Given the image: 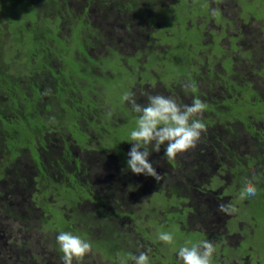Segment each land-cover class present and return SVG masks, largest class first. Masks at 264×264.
I'll list each match as a JSON object with an SVG mask.
<instances>
[{
  "label": "trees",
  "instance_id": "trees-1",
  "mask_svg": "<svg viewBox=\"0 0 264 264\" xmlns=\"http://www.w3.org/2000/svg\"><path fill=\"white\" fill-rule=\"evenodd\" d=\"M93 1L88 0V3L85 4L83 0L70 8V6H66L64 0H0V16L2 18L0 21V179L5 178V186L9 190L7 192L6 188L3 189L0 186V221L4 219L5 211L13 214L11 205L14 206L16 203H12L10 198L21 201L24 192L31 190L33 191L32 200L36 201V207L43 211L42 216L38 218L39 221L41 220L43 225L53 229L51 242H54L57 233L61 231H75L76 235H81L80 237L86 240L94 227L93 224L104 222L103 218L98 216L95 220L92 216L99 212L98 203L92 206H95L97 211L92 212L88 208L90 201L93 198H98L96 193L90 189L89 183L80 181L81 175L79 176L77 169L74 174L76 180L72 179L71 171L66 170V168H73L69 162L73 151H83L84 154L89 155L101 152L102 156L110 154L111 151L116 159H119V156L114 152L115 149L123 151L126 157L125 148L131 144L128 141H120L119 146L117 145L115 148L112 138L117 136L105 129L106 126L111 129L112 126H120L125 123H119L116 120L117 115L123 111L132 110L127 104L128 101H124L122 97L125 93L134 94L132 91L134 84L128 80L127 74L124 76L114 75V72L104 65L105 60H114L116 67L113 70H115L117 67L120 68L121 64L124 66V60H119L117 56L113 58V55L95 59L87 50H82L83 47L78 41L76 32L82 33L85 38L94 37L91 31L96 28V21L93 26H90L91 19L89 21L88 13L92 15L95 13L94 9H98L102 12L99 17L104 16V21L109 22L112 21L113 14H115L116 1L108 9L107 2L97 3L95 1L98 4L96 5L92 4ZM43 2L47 10L42 8ZM138 2L140 0L126 3L128 6L135 4V7L132 6L133 10L128 13L130 17H134L135 14L137 16L146 8L152 9L150 6L137 4ZM49 5H52L55 11L48 10ZM155 9H158L156 4ZM122 11V8H118L116 14H120ZM67 15L71 16L70 22L67 25L61 24V21L67 20ZM160 16L161 21L165 23L163 27H168L170 32H174L171 34L169 31H164L160 37L170 39L172 35L187 30L186 25L182 24L183 20L171 19L167 12H161ZM152 17L150 16L151 19ZM126 21H131V19H126ZM63 26L67 29L72 28L76 36L64 34L61 30ZM154 28L156 33L161 29L157 26ZM109 30H119L118 40L128 44L130 40L136 43L137 39L142 42L146 38L128 37L125 39L122 26L109 28ZM139 33L141 35V32ZM187 36L186 34L183 39L179 40L182 45H184ZM93 44L95 46L98 42H93ZM90 45H92L91 42ZM109 47L111 45L106 48ZM153 54L156 53L153 52ZM178 54L177 50L170 54V63L176 65V69L179 71L185 72L186 57L184 62L183 58L181 60L178 58ZM130 73L133 74L131 71ZM148 75L145 80L146 85L157 80L153 74ZM116 81L122 82L125 88L121 91L124 93L120 92V98L113 104L109 88H111L110 91L113 90ZM141 82L143 83V78ZM138 83L139 81L136 82L137 85H139ZM174 83H177V87L180 89L182 88V83L178 84V80ZM217 83L221 86L224 85L221 81ZM216 90H218L216 86H212L210 89L212 94ZM138 91L137 86V97ZM141 91L147 94V97L153 95L149 94L150 90L145 92L142 89ZM177 96L180 98V95ZM199 99L206 105L204 110L206 115L195 118L202 120L205 128L210 130L214 126H228L229 123H236L237 118L249 120L248 115L253 113V111L245 109L243 99H238L237 96L227 101L226 104L223 102L221 106L220 103L215 104L217 100L206 92L201 93ZM145 102L148 103V99ZM213 103L214 106H212ZM227 103L231 104L227 106ZM243 111H249V113L243 115L241 114ZM109 112H111V116L108 115ZM92 117L100 121L98 131H96L102 133L99 137H91V134L83 129L87 123L91 125L89 121ZM136 118L138 119V117ZM258 118L264 120L262 116H258ZM250 119L257 118L253 115ZM130 122L125 124H130ZM246 124L249 123L246 121ZM227 139L225 138L223 141L226 142ZM249 146L251 149L256 148L258 153L242 155L241 151L244 145H235L231 153H226V155L230 157L234 166L249 165L251 168L246 167L247 171L252 169L251 172L255 173L257 170L251 164L254 162L264 164V138L256 135L253 143ZM165 150L166 148H161L155 155V152L149 147V151H152L149 160H154L157 157V160L162 158L168 161L169 159L164 156ZM188 151H191V148ZM205 151V149L198 148L197 153L205 156ZM209 151L212 152V149ZM176 156H180V154ZM2 158H7V160L4 161ZM203 161L200 160L198 164ZM86 164L85 161L84 165ZM157 167L159 168V166ZM129 171L131 172V170ZM253 177L254 175L251 174V179ZM145 178L143 177V179ZM143 184L144 182L141 186ZM49 192H54L51 198H55V201L48 197ZM30 202H32L31 199ZM26 205L25 211L14 208L20 213H25L24 217L31 223L34 218L38 217V214L36 215L33 211L30 203ZM47 208L52 211V218L45 219L43 217L47 214L45 212ZM53 210L57 211L55 214L60 219L54 215ZM201 210L204 211L203 208H200ZM66 213L71 214V219L74 216L73 221L79 219V226L74 228L72 220L66 217ZM75 213H79L78 218ZM57 218L60 226L57 225ZM109 231L110 229L107 231L108 234ZM108 234L104 238L115 239ZM19 245L22 246L20 243ZM10 247L0 246V255L5 256L4 258L0 257V264L15 263V261L11 262V257L16 253V250ZM18 254L20 259L26 255L21 249L18 250Z\"/></svg>",
  "mask_w": 264,
  "mask_h": 264
},
{
  "label": "flooded vegetation",
  "instance_id": "flooded-vegetation-1",
  "mask_svg": "<svg viewBox=\"0 0 264 264\" xmlns=\"http://www.w3.org/2000/svg\"><path fill=\"white\" fill-rule=\"evenodd\" d=\"M80 1L83 0H64V3L66 4V6H70V8H73ZM84 1L85 4L88 3V0ZM95 1L97 3H101L100 1L107 2V7H112L113 3L115 2V0H94L92 4L98 5L97 3H95ZM160 1L161 0H140V2H138L137 4L141 3L143 6H150L152 9L146 8L145 10L148 14L150 12V15L153 17L155 16V14L167 12L170 18L174 19V15H172V13L168 11L169 9L161 8ZM235 1H237V3L241 5V0ZM251 1L253 2V0ZM220 2L221 0H202L201 3L197 5V2H195L194 0H178L176 8L184 10L186 14H188L184 22V24L186 25V29H192L191 31H189V33H187L188 36L186 37V41L183 43L185 44L186 42H189V49L187 50V55L178 54V58L180 60L183 58L185 62V57L187 60V62L184 64V73H186V75L182 78H179L178 84L181 82L183 85L190 81L191 83L195 84V88L185 90L182 87L178 91V89L176 88L177 83H173L171 85L170 94L176 96V99L180 103H182V101H188L191 104L193 99L200 98V94L204 93V91L201 90L200 85L208 84V86L210 87L216 86L218 90L214 91L213 94L210 90L205 92L213 96L216 100L217 93H219V97H221L219 101L217 100V102H215V104L220 103L221 106L223 102H225L226 104L227 101L232 100L234 96H237L238 99H243L244 105H256L259 101L262 100L260 97H258V92L264 94L263 90V92L257 91L256 88L253 86L254 82L257 83L259 78L263 77L262 71L264 70V32L261 29V25L264 24V21L256 18L254 15H257V13L252 11L247 13V15H245L246 12H239L234 19L223 14L222 11L219 9V12L217 11L213 14L211 6L213 5L216 11L218 8L217 4ZM155 4L158 5L162 11L158 12L155 9ZM42 8L44 10H47L44 5V2L42 3ZM257 9L260 8L258 7ZM48 10H51L52 12L55 11L52 5H49ZM195 10H197L198 16L193 18ZM94 11L95 13H93L92 15L91 13H88L89 21L91 19L89 25L93 26L94 19H96V23H98L100 26L101 23H103L104 21V16L99 17L102 12H100L98 9H94ZM240 14L241 16L239 17ZM116 15L119 14H113L112 21H107V28L124 26L123 22L126 21V19L122 18L120 20H117ZM67 16V20L61 21V24L67 25L70 22L69 20L71 19V16ZM210 16L213 17L209 20ZM136 17L138 16H134L133 18L136 19ZM139 17L141 20V16ZM157 17L159 21L157 27L162 28L163 26H165V24L161 21L160 15H158ZM241 17H243V19ZM196 18L201 19L197 21V24L194 23ZM140 20H138V22L141 26ZM253 26L256 27L253 28ZM151 27H154V25L151 24ZM61 28V30L65 29L64 26ZM196 28L198 30L195 34ZM76 33L78 34L79 44L83 47L82 50H87L92 57H95V59L107 56L104 55V53L102 54L101 51L96 52V48L93 44V37H91V40L88 37L85 38L80 32ZM76 33L72 28H68L67 35L76 36ZM150 36L151 33L149 35V39ZM138 37L143 38L145 37V35H140L139 33ZM190 38L192 40H190ZM90 42L92 45H90ZM193 42L199 43L200 45H202V48L194 50L192 48V45H190V43ZM215 43L218 44L221 49L218 50L215 54H213V48L211 47V45ZM167 45L169 46V44H166L165 50L169 48ZM154 47H156V45H154ZM164 51H162V53H164ZM153 52H155L159 58H162V53L160 54L156 50ZM153 52H151V54H153ZM246 54L247 57L245 56ZM256 54L259 55L256 56ZM116 56L119 60L124 59L123 57L119 56V52L116 53ZM238 57H240L241 59H239ZM243 62H245L247 68L249 69V71H244V73L250 74V77L248 81L241 84L237 82V74H239L237 71V67L238 65H240V63ZM253 62L259 64L257 69H254ZM245 64H243V66H245ZM147 71L149 74H155L154 70L148 69ZM137 74L139 79H142V75H140L139 73ZM133 75L135 74L133 73ZM137 78L135 79V82H137ZM225 78L226 81H224ZM220 81L224 85L221 86L217 83ZM151 83L156 84L159 82L156 80L154 81V83ZM138 84H142L141 80H139ZM141 90L137 93L139 103L141 101L147 100V94L143 93ZM132 91L134 90L132 89ZM176 92L179 94H175ZM177 95H180V98ZM230 104L231 103H227V106ZM212 106H214V103L212 104ZM205 112L206 111H203L202 115H204ZM253 115L257 118L254 121L256 123L259 121L261 127H252V125L246 124V119L242 120L240 118H237L236 123H229L228 126H222L225 129L223 133H221L219 126H214L212 130L207 128L206 131L202 132L201 138L196 143V149H191V151L187 150L178 153L177 155L180 154V156H176V160L183 161H178L180 164L187 166L185 168H188L189 166L193 169L190 170V173L188 175L179 176V172L173 171L169 174L168 177L164 173L162 176L167 181H162V183H164L166 188L156 189L154 188L156 184L155 178L151 176H145L144 174H139V176H137L136 174H133L129 171L130 169L127 168L126 161L128 158L127 153L129 152L132 146L131 144H128L129 146H126V148L124 147L126 157L123 161L121 159H117V161H114L116 159V156L111 151L110 154L106 156H102L101 152H95L91 155L87 154V160L89 162L93 161L91 164H87L97 170L89 176H86V174L85 176L83 175V166L85 160L84 155L86 154H84L83 151L79 152L77 150H74L73 155L69 158V162L73 166V171L70 173V175L71 177L73 176L72 179L76 180V175L74 174L78 170L79 176L81 175L83 181L89 183L92 192L96 193L98 198H93L90 201L89 207L87 206L91 211L92 206L95 203H98L99 212L101 213H103L102 210L108 205V203H115L111 205L115 208L112 209L111 213H107V215H104L105 217H102V221H104L105 226L107 228H111L112 226L115 227V223L117 221L131 223L132 228L126 234L131 236L134 240L138 238V240L136 241L137 245L146 243L149 244L151 242V231L154 229V226H150L152 230H145L146 232L142 231V229L139 227V224L137 223L133 201L137 199L139 202L141 200L140 194L142 195L143 192H150L151 196H153L154 193L159 192L163 195L168 196L167 198H173L172 196L175 197L173 198V202L171 204L168 203V205L166 206V209H168V212L166 213L168 217V222H160L161 225H167L171 222V216H175L172 221H174V223L178 225L181 223L182 227L181 225L179 226L185 231H192L187 228L185 222L190 223L191 221H194L199 222L201 224L205 223L207 224L208 229L213 228L214 231L218 232H215V235L213 236L214 239H218L216 244L215 242H213L215 246V252L213 254L212 260L215 263L217 262L218 264H264V252L261 251V248L257 244L256 246L254 245V235L257 233L258 223L252 224L251 221H255L256 216L250 213H244L250 207L259 206V204L264 203V164L262 165L256 162H254L255 164H251V166H253V168L257 170L254 173L251 172L252 169L250 171H247L246 167L249 169L251 168L249 165H246L245 167L241 165L234 166L230 160V157L226 155V153H231L232 148L235 145H244L241 151L242 155L250 154V152L247 153V149L250 147L249 145L253 143V139L255 138V136L257 135V137L264 138V120L258 118V116L254 113H250L248 115V119L253 117ZM89 123L91 125H88V123L87 125H84V131L89 134L90 132H94L95 134L97 133L96 137H98V135L101 136L100 133L96 132L98 131L97 128L100 125V121L97 118L95 119L94 117H92L90 118ZM225 138H228L226 142L223 141ZM149 147H151V145H149ZM161 148H166V142L165 145L161 146ZM198 148L205 149L206 155L198 159L188 156L189 153L197 152ZM208 148L212 149V152H210ZM154 152L155 155L159 153L156 151ZM206 159H208V161L205 162ZM158 160L157 157H155L154 160H149V162L153 164V167L156 168L157 173L160 172L162 174L164 166L166 169H176V164L175 162H172V159L165 161L164 159L160 158ZM200 160L204 161L201 164H198ZM109 163L114 165L116 164L118 166L117 168L119 169V177L117 178L115 176V173H110L109 176L111 182L107 181L102 173L103 170H106V164ZM157 166H159V168ZM89 170L90 169L88 168V171ZM192 171H196L198 174L195 172L197 174L195 176ZM258 173L259 175L257 176ZM251 174H253L255 177L253 183L257 188V193L255 196H250L246 198L244 202H242V200L239 199V194L242 188L244 187V178L247 177L248 179H251ZM203 175H206V177L208 176L206 183L199 182L200 178H205L202 177ZM143 177L146 178L143 179ZM116 180H119L120 184L115 185L114 182ZM142 182H144V184L141 186ZM169 183L172 184V187L169 185ZM228 183H231V185H228ZM164 189L165 191H163ZM94 193L91 194L94 195ZM24 195L25 194H23L22 196L24 197ZM191 198L201 199L198 200V202H202V206L204 209L203 212H201L200 209H197V206L193 205L190 202ZM30 199L32 201V198ZM181 200H186V202H184L182 205L176 203V201ZM236 201L238 202V204L235 206L234 204L236 203ZM149 202L154 205L151 199H149ZM219 203L232 204L237 208V211L232 214H224L218 211L217 206ZM125 204H132L133 210H123L122 207ZM30 206L33 207L31 202ZM24 207L26 208L27 205H25ZM152 209L154 212L156 209V205H154ZM33 210L36 209L33 207ZM172 212H179L180 217H177L176 215H170ZM92 216L94 217L93 214ZM38 218L39 215L37 219ZM178 220H180V222H177ZM96 224L99 227L101 223L97 222ZM137 230H140L141 232ZM197 232L199 233L201 238L195 243L201 241L203 236L206 238L205 233H203L202 231ZM213 233L214 232H212L211 234L213 235ZM116 243L120 253L123 252V255L120 257L122 259L119 258L120 263L134 264V262L129 258V254L136 255L137 252L133 250V248L135 247L134 245L132 246L131 239L129 238V241L127 243H124L120 238L117 239ZM163 247H165V250L167 251L166 246L164 245L162 246V248ZM146 248L150 249L148 246H146ZM114 254L117 255V253ZM159 255L161 257H167V254L149 251V264H156V262L158 261L157 259H159ZM169 261L171 263H174L173 257L169 258L166 261H162V263L160 264H167ZM226 261L228 262L226 263ZM174 264H182V261L177 260Z\"/></svg>",
  "mask_w": 264,
  "mask_h": 264
},
{
  "label": "rangeland",
  "instance_id": "rangeland-1",
  "mask_svg": "<svg viewBox=\"0 0 264 264\" xmlns=\"http://www.w3.org/2000/svg\"><path fill=\"white\" fill-rule=\"evenodd\" d=\"M116 4L114 5V12H117L118 8H122L123 11L119 14L116 15L117 20L120 19H132V21H124V26H123V35L124 38H128V37H138L139 36V32H141L142 35H145L146 39L142 42H139L138 39L136 40V43L133 42V40H130L129 44L126 42H120L118 40L119 37V30L116 31H110L109 28H107V21H103V23H101V25L99 26L98 23L95 24L94 30H92V36L94 42H98L97 45H95L96 48V52L101 51V53L104 55H113V58H116V53L119 52V56L123 57L124 59V66L121 64L120 68L117 67L115 70H113L116 67V61L114 60H105V66L109 67L112 71L114 72V75H120V76H124L125 74L128 75V80H131V82L134 84L133 85V90H134V98L136 99L137 103H138V97L136 96V90H137V86L139 91L142 89L146 92L148 90H150L151 92L149 94H153V95H163L165 97H172L176 100V102L180 105H190V103L188 101H182V104L178 102V100L176 99V96H174L173 94H170L171 91V85L174 82H177V80H179L178 77H184L186 74H184V71H179L178 69H176V65L171 64L170 60H169V56L172 52L174 51H178V53L180 55L184 54L187 55V50L189 49L188 44L189 42H186L184 45H182L179 40L183 39L185 37V35L191 31L192 29L187 28V30L181 31L179 33H176V35H172L170 37V39H166L165 37H160V35L162 34V32L164 31H169L170 32V28L168 27H163L161 28L157 33L154 27H151V24H153L154 26H157L158 24V20H156L159 14H155L154 17H152V19H150V12L149 14L147 13V11H141L140 13H138V17L133 18L130 17L128 15L129 12H131V10H133V7H135V4L132 6H128L126 5V3L129 1L131 2V0H123L118 2L117 0H115ZM195 2H197V5L199 3H201L202 0H194ZM211 1H215V0H211ZM178 3V0H161L160 1V6L161 8H167L169 9L168 11L172 13L173 18L175 20H183L182 24H184V21L186 20V12L184 10H180L176 8V4ZM241 5H239L237 3V1L235 0H221L220 3H218V8L215 11L214 6H211V10L213 12V14L215 12H219V10L222 11L223 14L227 15L228 17H231L232 19H234L238 13L242 12H246L245 15H247V13L249 12H256L257 15H254L256 18L263 20L264 21V0H253V2L251 0H241L240 1ZM258 4V5H257ZM158 6V5H157ZM260 9H257V8ZM110 8L107 7V9ZM161 8L158 6L157 11H162ZM219 9V10H218ZM125 10V11H124ZM206 10V9H205ZM155 13V12H154ZM219 15V14H218ZM136 16V14L134 15ZM141 16V20L140 17ZM196 16H198V12L197 10L194 11V15L193 18H195ZM241 16V14L239 15V17ZM213 16L209 17L212 18ZM182 18V19H181ZM185 18V19H184ZM243 19V17H241ZM140 20L141 22V26L138 22V20ZM2 20L1 16H0V21ZM201 19L196 18L195 22L197 24V21H199ZM94 21H96V19H94ZM132 22V24H131ZM165 24V23H164ZM130 25H132V27H130ZM256 26H253V28H255ZM261 29L264 32V24L261 25ZM197 28L195 29V34L197 33ZM62 32L64 34H68V29L65 28L64 30H62ZM151 33L150 39H149V35ZM171 34H174V32H170ZM194 34V35H195ZM148 36V38H147ZM160 37V38H159ZM148 40V41H147ZM190 40H192L190 38ZM161 42V43H160ZM169 44V48H167L165 50V46L166 44ZM111 47L106 48L108 46ZM154 45H156V47H154ZM190 45H192V48L194 50L198 49V48H202V45H200L197 42H193L190 43ZM211 47L213 48V54H215L218 50L221 49V47L218 44H213L211 45ZM112 48V50H111ZM260 49V48H258ZM158 51V53H162V51H164V53L161 54L162 58H159L156 54H151V52L153 51ZM255 54V53H254ZM259 54H256V56ZM261 55V53H260ZM247 57V54L245 55ZM166 57V58H163ZM239 59H241L240 57H238ZM143 64H142V62ZM254 63V69L258 68L257 63ZM239 64V62H238ZM243 64H245V62L240 63V65H238L237 67V71L239 74H237V82L239 83H245L246 81H248L250 74L248 73H244V71H249V69L247 68V65L245 64V66H243ZM181 68H183L182 66H180ZM244 68V69H243ZM148 69L150 70H154L155 74H153L154 77L157 78V81L159 83L156 84H152V85H146V78L147 76H149L148 74ZM133 72L135 75L130 73ZM264 71V70H263ZM262 71V75L263 77H260L257 83H253V86L256 88L257 91H264V72ZM261 72V71H260ZM137 73H139L140 75H142L143 78V83L140 85H137L135 82V79L138 77ZM119 76V77H120ZM142 80L139 79V77L137 78V81ZM162 80V81H161ZM149 81V80H148ZM117 83L115 84L113 90L110 91L111 88H109V92L111 94V98H112V103L115 104V102L117 101V99H119V93L121 91L124 90L125 86L122 85V82L120 81H116ZM126 85V84H125ZM175 85V84H174ZM176 88L180 89L179 87ZM200 88L202 91H208L211 89L210 86H208V84H201ZM262 91V92H263ZM124 92H121V94ZM79 95V94H78ZM115 95V96H114ZM147 97V96H146ZM258 97H260L262 100L259 101L256 105L252 106L250 104L245 105V109L248 110H252L254 114L258 115V116H262L264 118V94L258 92ZM216 98L219 101V99L221 97H219V93L216 94ZM147 101V100H145ZM145 101H141L139 104H143V105H147V102ZM131 108V104L128 102L127 103ZM243 109V110H245ZM247 113H249V111H243L241 112V114L246 115ZM136 114L133 110H128V111H123V113H120L117 115L116 120L119 121V123L121 122H130V124H125L123 123L120 126H112L111 129H108L109 126H106L105 129L106 131L111 132L112 135L117 136L116 138H112L113 141L115 142V148L117 147L118 143L120 141H128L130 140V132L136 128V122L134 121V119L136 117H138L139 115H133ZM204 115H206V112L204 113ZM127 119V120H124ZM124 120V121H123ZM116 121V122H117ZM137 121V118H136ZM250 125H252V127H261L260 122L258 121L257 123L252 120H246ZM245 121V122H246ZM258 125V126H257ZM221 133H223V131H225V129L222 126H219ZM207 129V128H206ZM66 134V133H65ZM91 137H96L97 133L95 134L94 132H90ZM102 134V133H101ZM67 135V134H66ZM99 137V135H98ZM201 138V137H200ZM112 146L114 147V144H112ZM119 146V145H118ZM128 148V147H127ZM191 149H196V146L194 148ZM207 149V148H206ZM209 149V148H208ZM115 154H117L119 156V159H121L122 161L125 160V155L123 153V151H119L117 149H115ZM253 153V154H257L258 151L256 148H248L247 149V153ZM205 154V153H204ZM81 155V154H79ZM189 157H193L195 159L201 158L203 157L202 155H199L197 152L194 153H189L188 154ZM88 155H84V162L87 160ZM91 158V157H89ZM4 161L7 160V158H2ZM117 159H115L114 161H116ZM175 164H176V169H166L165 166L163 167V172L158 173L161 176L165 173L168 177L169 174L173 171H177L179 172L178 175H188L190 173V170L193 168H190L188 166V168L186 165L180 164L178 161L180 160H176V157L174 159ZM93 161L89 162L88 160L86 161V163L91 164ZM110 162V160H109ZM183 162V161H180ZM113 163V162H112ZM117 163V162H116ZM27 164L29 165V161L27 162ZM84 165L83 169H84V176L86 174V176L92 175V173L96 172L97 170L95 168H92L90 165ZM26 165V164H25ZM65 165L67 166V164L65 163ZM65 166V168H66ZM193 166V165H192ZM106 170H103V175L104 178L111 182L110 179V173H115L116 178L119 177V169L117 168L118 166L115 164H106ZM168 167V166H167ZM195 167V166H194ZM88 168L90 169L88 171ZM66 170H70L71 172L73 171L72 168H66ZM196 171H192V173H195ZM1 174V172H0ZM198 174V173H197ZM139 176V175H138ZM163 177V176H162ZM202 177L205 178H200L199 182H203L206 183V180L208 178V176L206 177V175H203ZM154 178V177H153ZM5 178L0 179V186L4 188H6V191L9 192V190L7 189V187L5 186V182H4ZM80 181H83V178H80ZM163 182H166L167 180L162 178L159 182L156 180V184L154 186V188L156 189H160V188H166V186L164 185ZM115 185L120 184L119 180H116ZM161 183V184H160ZM174 184V183H173ZM169 185L172 187V184L169 183ZM228 185H231V183H228ZM5 186V187H4ZM181 189V188H179ZM165 191V189L163 190ZM54 192H49L48 197L51 198ZM150 192H143V194H140V201L138 202V200L136 199L134 202V207H135V215H136V219H137V223L139 224V227L142 229V231L146 232L145 230H152V228L150 226H154V229L151 231V237L152 240L151 242L148 244H141V245H137L136 241L138 240V238H136V240H134L131 236L127 235L126 233L130 231V229L132 228V224L129 222H120L117 221L115 223V227H111V228H107L105 226V223L102 222L99 227L97 224H93V228L92 231L90 232V236L87 237V241H89L92 245V251L90 253H88L87 255H85V257L83 258L82 261L79 262V264H121L119 258L123 255V252L120 253V251L118 250L117 246H116V242L117 239H122V241L124 243H127L129 241V238L132 241V246L134 245L135 248H133V250H135L137 252L136 255L139 254L140 251H148L149 249L146 248V246H148L150 248V252H158L161 254H167V257H161L159 255V259H157L158 261L156 262V264H160L162 263V261H166L169 258L173 257V262L175 263L177 260H179L178 255H175L178 253V250L181 246H184L185 244H187L188 246H191V244H194L196 241L200 240L201 236L199 235V233L197 231H202L203 233H205L206 238L203 236V238L201 240H210L212 243L215 242V244L217 243L218 239H214V235L215 232L213 228L208 229L207 228V224H201L199 222H194L191 221L190 223H186L187 228H189L192 231H185L183 229L180 228L179 225H181V223L175 224L174 221H172L175 216H171L170 220L171 222L168 223L167 225H161V223H166L168 222V217L166 215V213L168 212V209H166L168 203H172L173 202V198H175L174 196H172L173 198H167L168 196L163 195L159 192L154 193L153 196H151ZM24 197H22L21 201L16 200L15 198H10V200L12 201V203H16L14 206L13 204L11 205V209L13 211V214L10 213L9 211H5V216L4 219L2 221H0V243H1V247H5L8 246L14 250H16V253L13 255V257H11V262L15 261L14 264H62L61 261V256L62 253L59 251V248L57 246L56 243V239L54 240V242H51L52 238V230L49 226H45L41 223V220L39 221V219L34 218L31 223L24 217L25 213H20L17 209L18 208L20 210H26V208L24 207L28 202L30 203V195L33 196V191L31 190H26L24 192ZM149 199H151V201L153 202L154 205H156V209L153 212V206L150 202ZM51 200L55 201V198H51ZM198 200H201L199 198H191L190 202L197 206V209L203 208L202 206V202H198ZM246 199L242 200V202H244ZM184 202H186V200H181V201H176L177 204L182 205ZM32 206L39 212L33 210L36 215H40L39 217L42 216V210L39 207H36V201L32 200ZM11 204V203H10ZM115 204L114 202H110L108 203V205L106 207L103 208V213L98 212L97 215H95V218H98V216L100 218L105 217L104 215H107V213H111L112 209L115 208L114 206H111ZM238 204V202L236 201V203L234 204L235 206ZM264 203L259 204V206H253L250 207L247 211H245L244 213H250L254 216H256L255 221H251L252 224L254 223H258V227H257V233L254 235V245L256 246V244L261 248V251L264 252V207H263ZM1 206V205H0ZM157 206H161V207H157ZM15 207V208H14ZM187 207V205H186ZM123 210H133V205L129 204V205H123ZM177 209V208H176ZM183 209V208H182ZM186 210V209H185ZM97 211V208L94 206L92 207V212ZM44 213L46 214L45 216H43L45 219H49L52 218V211L47 208L45 209ZM54 215H56L55 213L57 212L56 210H53ZM201 212H203V210H201ZM76 214V218H78L79 213H75ZM20 215V216H17ZM94 215V214H93ZM170 215H176L177 217H180L179 212H172ZM1 217V215H0ZM56 217H58L60 219V217L58 215H56ZM66 217L68 219H71V214L66 213ZM57 218V225L60 226V222ZM74 216L72 217V223L75 226L74 228H76L77 226H79V219L74 220L73 221ZM181 220V219H180ZM180 220H178L177 222H180ZM65 221V219H64ZM159 222V223H158ZM182 227V225H181ZM108 229H110L109 234L107 233ZM139 232H141L140 230H137ZM55 232V230H54ZM160 232H168L171 233L173 235V242L171 244H166L160 240H158V233ZM212 232L213 235L211 234ZM74 235L75 231L72 232ZM218 233V232H217ZM110 235L113 238H115L114 240L111 239H107L104 238L106 237V235ZM58 235V233H57ZM81 236V235H80ZM139 236V235H138ZM85 239V238H83ZM19 243L22 245L20 246ZM166 246L167 251L165 250V247L162 248V246ZM13 246V247H12ZM23 250L24 253H26V255H24L23 259L19 258V254H18V250ZM171 250V251H168ZM114 253H117V255H115ZM149 253V251H148ZM264 255V253H263ZM0 257L4 258L5 256L0 255ZM264 257V256H263ZM122 259V258H120ZM228 261H226L227 263ZM171 262L169 261L167 264H170ZM171 263V264H174ZM73 264H77V261H73ZM153 264V263H151ZM212 264H218L217 262L215 263L212 260Z\"/></svg>",
  "mask_w": 264,
  "mask_h": 264
},
{
  "label": "clouds",
  "instance_id": "clouds-1",
  "mask_svg": "<svg viewBox=\"0 0 264 264\" xmlns=\"http://www.w3.org/2000/svg\"><path fill=\"white\" fill-rule=\"evenodd\" d=\"M182 87L185 90L194 89L195 84L189 81ZM122 99L128 101L132 110L139 114L136 128L130 132L129 142L132 146L127 153V168L134 174L151 176L159 182L163 177L149 162L151 152H159L166 142L164 156L171 160L178 153L194 148L201 133L206 131L202 120L195 117L203 114L206 105L199 98L193 99L190 105H180L174 98L163 95H149L147 105L137 103L134 94L131 93H125ZM108 115L111 116V112ZM149 145L152 148L151 152ZM254 179L255 177L244 178V187L240 191L239 199L244 200L256 195ZM217 207L218 211L224 214L237 211L232 204L219 203ZM157 238L166 244L173 242V235L168 232L158 233ZM56 243L62 253V264H73L74 260L79 264L85 255L92 251L89 241L69 231L59 232ZM148 251H140L138 255L129 254V258L134 264H149ZM214 252L215 246L210 240H201L191 246L187 244L181 246L177 255L182 264H212Z\"/></svg>",
  "mask_w": 264,
  "mask_h": 264
}]
</instances>
